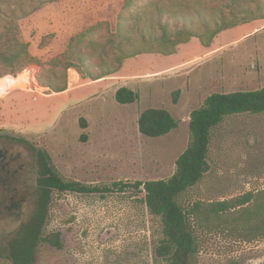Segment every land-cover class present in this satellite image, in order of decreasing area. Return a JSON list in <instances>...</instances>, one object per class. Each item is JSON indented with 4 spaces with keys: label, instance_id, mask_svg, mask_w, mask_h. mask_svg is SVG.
<instances>
[{
    "label": "rangeland",
    "instance_id": "obj_1",
    "mask_svg": "<svg viewBox=\"0 0 264 264\" xmlns=\"http://www.w3.org/2000/svg\"><path fill=\"white\" fill-rule=\"evenodd\" d=\"M126 1L0 0V80L34 66L38 82L46 87L0 92L2 145H16L15 153L20 146L8 137L25 139L48 152L63 179L88 186L163 179L174 172L175 161L189 142L191 111L208 95L264 86V18H258L259 22L248 19L223 30L209 46L194 38L177 45L170 55L150 49L125 58L118 71L105 76L102 90L85 93L89 89L84 88L70 96L74 89L92 87L95 79L90 74L114 64L119 53L107 40L130 49L151 47L139 37L137 26H144L148 35L147 27L155 21L153 8L137 11L147 0H131V6ZM185 1L192 6L189 17L204 34L194 10L217 3L228 11L227 5L236 0ZM236 2L254 11L260 5L264 11V0ZM205 11L213 21L214 14ZM64 86L69 90L57 91ZM122 86L137 93L134 103L115 101V91ZM148 107L167 109L178 121L177 128L160 137L141 134L137 119ZM207 162L202 179L180 196L183 205L264 189V112L225 117L212 130ZM33 168L29 164L30 199ZM17 187L14 202L24 195L23 185ZM143 195L130 189L52 191L43 233H58L61 246L41 242L33 264H166L154 253L161 223L149 213ZM10 204L7 199L0 206V237L18 227L24 218L18 212H27L32 203L4 209ZM195 237V264L264 263V237L238 239L235 229H218L212 223L195 224ZM1 253L0 264H11Z\"/></svg>",
    "mask_w": 264,
    "mask_h": 264
},
{
    "label": "trees",
    "instance_id": "obj_2",
    "mask_svg": "<svg viewBox=\"0 0 264 264\" xmlns=\"http://www.w3.org/2000/svg\"><path fill=\"white\" fill-rule=\"evenodd\" d=\"M38 1L45 3L49 0ZM236 1L227 5L228 11L223 10L217 3L205 8L214 14L213 21L205 10H194L196 17L203 25L204 34L196 28L192 17H189L192 6L188 5L185 0L144 1L143 6H137V11L140 8H153L155 21L147 27L151 30L148 35L142 25L137 26V32L139 37L151 47L130 49L120 42L116 43V40L111 38L106 43L112 45L119 55L113 59V65L99 74H90V77L96 80L115 73L119 70L123 59L149 52L150 49L164 55L173 54L177 45L186 43L193 37L199 39L202 45L209 46L213 38L223 30L230 29L248 19L264 18V11L260 5H257L254 11L253 7H241ZM126 3L131 6V0H127ZM166 7L170 9L166 10ZM181 8H187L188 12L181 11ZM21 10L23 13L27 12L23 8ZM12 12L16 10L13 9ZM241 14L247 16H241ZM230 16L233 19H229ZM127 17L128 14L122 15L121 19H127ZM127 26L130 27V25ZM123 27L120 25L121 29ZM205 34L206 39H204ZM128 40L134 42L133 38H128ZM102 47L104 48L105 45L102 44ZM65 89L66 86L58 88L57 91ZM137 98V93L126 86L119 87L114 94L115 101L120 104L134 103ZM263 112L264 86L256 90L211 93L204 99L201 106L190 113L189 142L177 157L175 170L171 176L145 182L115 181L103 188L63 179L52 165L46 150L33 147L25 139L8 137L17 142L18 146L22 144L27 146L36 157L38 168L35 182L32 185V211L10 234L6 246L0 249V254L4 252L11 264H33L36 248L41 242L50 243L55 247L61 246L58 233L49 235L43 233L48 218L51 193L54 190L91 193L130 189L132 192H142L143 202L149 213L158 217L161 223V237L155 246L154 253L166 264L196 263L195 224L207 226L212 223L218 229H229L231 232L235 229L238 239L242 240L264 237V189L256 192L247 191L223 200L194 201L187 206L180 201V196L197 184L208 170L207 156L212 130L227 116ZM81 126L86 127L85 121L81 122ZM137 126L139 132L145 136L160 137L177 128L178 121L165 108L148 107L139 114ZM5 178L6 174L0 172V180ZM11 189L6 182L0 183V206H4L7 193ZM230 264L251 263L234 260Z\"/></svg>",
    "mask_w": 264,
    "mask_h": 264
},
{
    "label": "flooded vegetation",
    "instance_id": "obj_3",
    "mask_svg": "<svg viewBox=\"0 0 264 264\" xmlns=\"http://www.w3.org/2000/svg\"><path fill=\"white\" fill-rule=\"evenodd\" d=\"M16 145H2L0 143V154L3 156L1 158L0 156V172H3L6 174L5 179H1V182H6L9 187H11V191L7 193V199L10 201V205H6L4 209L6 210H12L13 208L19 209L24 204L27 206L30 202L31 208L25 212L20 211L18 212V215H23V219L21 222L30 215L33 207V201L29 197V193L27 192L28 188V181L30 180L29 173V164H34V174L33 177L31 176V179H33V182H35L36 178V170L38 168L36 157L33 156L32 152L27 148V146L21 145L19 149H17V152L12 153V149H15ZM23 185L24 187V195L18 199L17 202H14L17 196L18 187L17 185ZM20 222V223H21ZM19 223V224H20ZM9 233H4L0 237V249H3L6 246L7 239L9 238Z\"/></svg>",
    "mask_w": 264,
    "mask_h": 264
},
{
    "label": "built area",
    "instance_id": "obj_4",
    "mask_svg": "<svg viewBox=\"0 0 264 264\" xmlns=\"http://www.w3.org/2000/svg\"><path fill=\"white\" fill-rule=\"evenodd\" d=\"M0 85L4 89L2 92H7L14 88H21L27 91H38L41 90L40 88H46L38 82L34 66L24 68L22 74L17 77H5L0 80Z\"/></svg>",
    "mask_w": 264,
    "mask_h": 264
},
{
    "label": "crops",
    "instance_id": "obj_5",
    "mask_svg": "<svg viewBox=\"0 0 264 264\" xmlns=\"http://www.w3.org/2000/svg\"><path fill=\"white\" fill-rule=\"evenodd\" d=\"M259 20L260 19H256V20H254V22H259ZM254 22H252V23H254ZM230 29H233V28H230ZM240 29V28H239ZM228 30V29H227ZM225 31V30H224ZM223 32V31H222ZM222 32H220V33H222ZM219 33V34H220ZM218 34V35H219ZM243 34V29H242V31L240 32V35H242ZM218 35H216V37H215V39H217V37H218ZM195 37H193V38H191L190 40H192V39H194ZM189 40V41H190ZM188 41V42H189ZM187 43V42H186ZM183 44V43H182ZM179 45H181V44H179ZM105 78H107V77H102V78H98V79H96V80H94L93 81V83H92V87H80V88H77V89H74L73 91H71L70 92V96H73L72 94H74V92H76V91H78V90H81V89H84V88H88L89 90H87V91H85V93H87V92H90V91H97V90H102L103 89V87H104V85H105V83H106V79ZM67 90H69V88L68 89H65V90H63V91H67ZM84 94V93H83ZM82 95V94H81Z\"/></svg>",
    "mask_w": 264,
    "mask_h": 264
},
{
    "label": "bare ground",
    "instance_id": "obj_6",
    "mask_svg": "<svg viewBox=\"0 0 264 264\" xmlns=\"http://www.w3.org/2000/svg\"><path fill=\"white\" fill-rule=\"evenodd\" d=\"M2 87H3V86H2V85H0V91H1V92L4 90Z\"/></svg>",
    "mask_w": 264,
    "mask_h": 264
},
{
    "label": "water",
    "instance_id": "obj_7",
    "mask_svg": "<svg viewBox=\"0 0 264 264\" xmlns=\"http://www.w3.org/2000/svg\"><path fill=\"white\" fill-rule=\"evenodd\" d=\"M0 156H1V154H0ZM3 156H1V158H2ZM1 160V159H0Z\"/></svg>",
    "mask_w": 264,
    "mask_h": 264
}]
</instances>
